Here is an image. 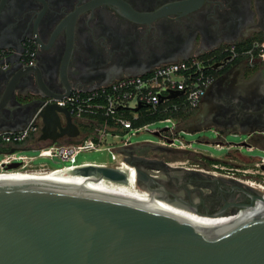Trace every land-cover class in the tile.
Listing matches in <instances>:
<instances>
[{
  "label": "water",
  "instance_id": "1",
  "mask_svg": "<svg viewBox=\"0 0 264 264\" xmlns=\"http://www.w3.org/2000/svg\"><path fill=\"white\" fill-rule=\"evenodd\" d=\"M7 3L0 0V51H6L0 58L2 125L18 130L38 114L44 124L41 140L55 143L65 135L77 137L80 130L71 112L56 102L47 103L71 91L56 92L45 86L25 89L16 83L26 75L42 83L37 66L23 61L25 41L35 39L38 54H55L60 34L72 38L76 13L48 11L34 1L25 4L13 20ZM22 29L29 33L18 40ZM179 93L172 92L171 97ZM229 133L247 135L246 141L235 145L257 147L251 140L255 132L229 127L225 139ZM72 173L128 182L127 171L113 167L90 165ZM138 178L143 185L0 180V264H264V212L210 227L203 215L227 214L202 213L195 203L161 195L164 189L159 186L164 181L140 167ZM259 198L253 195L245 210L253 208Z\"/></svg>",
  "mask_w": 264,
  "mask_h": 264
},
{
  "label": "flooded vegetation",
  "instance_id": "2",
  "mask_svg": "<svg viewBox=\"0 0 264 264\" xmlns=\"http://www.w3.org/2000/svg\"><path fill=\"white\" fill-rule=\"evenodd\" d=\"M34 1L48 11L75 12L72 38L60 34L55 54L37 53L33 65L39 69L42 83L26 75L17 80L18 87L39 90L45 86L56 92L90 90L125 76L141 75L165 62L194 55L218 56L228 46L239 49L244 45L254 54L247 65L251 94L237 106L230 100L234 92L229 81L224 96L216 97L212 117L205 123L222 124L228 129L215 131L219 141L233 127L255 132L254 139L264 146V0H8L5 8L15 20L23 6ZM28 33L27 29L19 31L18 40ZM207 164L200 158L182 170L183 174L161 178V195L195 203L202 213L224 212L227 218L221 219L225 221L264 212L231 215L249 213L240 212L252 202L253 194L229 175L205 174L209 172L202 166Z\"/></svg>",
  "mask_w": 264,
  "mask_h": 264
},
{
  "label": "built area",
  "instance_id": "3",
  "mask_svg": "<svg viewBox=\"0 0 264 264\" xmlns=\"http://www.w3.org/2000/svg\"><path fill=\"white\" fill-rule=\"evenodd\" d=\"M24 45L23 61L33 65L37 58V42L31 38ZM5 55L6 51H0V58ZM241 58L252 62L253 49L247 47L239 50L235 46H228L218 56L194 55L188 59L165 62L141 75L125 76L90 90H77L62 99H48L47 103L56 102L67 108L73 119L93 120V126L88 131L80 132L76 137L79 143H30L28 140L41 129L42 119L38 114L21 129L0 130V174L73 171L93 165L125 170L129 182L143 185L138 178L139 167L158 178L169 170L189 169V160L170 161L156 155H140L139 145L145 143L167 151L201 153L192 149L191 142L183 139L181 113L197 108L216 81L217 74ZM172 92L180 93L171 97ZM147 118L154 120L139 124V121ZM159 123L164 126L153 128ZM145 132L154 134L159 140H134ZM216 143L221 148L225 145L221 141ZM29 150L38 153L31 155L27 152ZM88 152H108L111 160L79 161L80 155ZM38 158H48L62 165L51 167L47 162H42L36 166L34 161ZM13 164L18 166L10 168ZM211 167L208 171L214 175H229L239 186L263 198L257 199L254 207L244 212L264 209V156L255 157L251 164L212 162Z\"/></svg>",
  "mask_w": 264,
  "mask_h": 264
},
{
  "label": "crops",
  "instance_id": "4",
  "mask_svg": "<svg viewBox=\"0 0 264 264\" xmlns=\"http://www.w3.org/2000/svg\"><path fill=\"white\" fill-rule=\"evenodd\" d=\"M248 60L247 59H240L233 64L230 65L229 68H225L224 70L220 71L217 74L216 81L209 89L208 95L205 96L201 102V104L188 112L185 113V115L180 120V128L184 133H193L200 131L204 128H211L216 130H228L224 125L222 124H208L205 123L208 119L212 117L214 102L216 100L217 96H224L227 88V83L229 81H232V91L235 90V93L230 96V100L234 102L237 106H241L243 102H246V100H242L243 98H248L249 94H251V72L248 68ZM62 121L63 125L65 126L67 124V119L64 114H62ZM74 122L78 126L80 132L88 131L93 126V120H78L74 118ZM43 121H41V129L40 132L37 134H33L32 137L28 140L30 143H43L48 144L51 141L49 140H41L42 135V128H43ZM5 126L2 125V121L0 120V130H6L4 128ZM238 131L243 132L247 130H243L241 128L238 129ZM80 134V133H79ZM254 139V138H253ZM252 140L253 144L257 147H260L264 149V146H261L259 142H257L255 139ZM72 140H76V137H70L68 135L63 136L60 139V142L63 143H70ZM224 140V138H223ZM240 147V146H239ZM255 148L251 149L254 150ZM178 152V153H177ZM181 155H177L180 154ZM183 153V154H182ZM196 154V152L192 151H184V150H173V151H167L163 148H160L155 145H148V144H140L139 145V154L140 155H148V156H154L165 158L170 161H177V160H190V156L187 155L186 159L179 158L185 157L186 154ZM197 155H201L203 159L207 160L208 162H216V161H222L223 163H231L230 165H237L239 163H247L251 164L254 162L255 157L247 158L242 156L241 154L236 155H227L222 158H214L211 155L205 154V153H197ZM184 172L181 171H175V170H169L166 172V174L163 175V179L171 178V176L175 175H181Z\"/></svg>",
  "mask_w": 264,
  "mask_h": 264
},
{
  "label": "rangeland",
  "instance_id": "5",
  "mask_svg": "<svg viewBox=\"0 0 264 264\" xmlns=\"http://www.w3.org/2000/svg\"><path fill=\"white\" fill-rule=\"evenodd\" d=\"M163 126L164 124L159 123V124L153 125V128L163 127ZM144 139H152L154 142L159 140L157 136L149 132L140 134L138 138H135L134 140L140 141ZM183 139L185 141H189L192 143V149L200 150L201 152L211 155L214 158H222L230 154L231 155L241 154L242 156L247 157V158H252L255 156H264V149L260 147H256L254 150H250L246 146L239 147L235 145V144H239L241 142L246 141L248 139L246 134H241V135L236 136L233 133H229L226 139L224 141L223 140L221 141L222 143L225 144L222 148L217 146L216 142L219 141V138L216 132L214 131V129H211V128H204L200 131L193 132V133H183ZM230 143L233 144L231 148L228 147ZM27 152L31 155L38 153V152L30 151V150ZM177 155H181V153ZM187 155L190 156V160L187 165L196 163V161H198V159L200 158L203 159V157L201 155H197V153L196 154H193V153L186 154L185 157H181L182 156L181 155L179 158L186 159V157H188ZM105 159L109 161L111 160L110 153L107 152V153L100 154V153L88 152V153H84L80 155L79 157V161L87 160L86 162H91L94 160H105ZM42 162H47L51 167L62 165V163L56 164L51 159H48V158H38L34 161V164L37 166V165H40V163ZM207 165H208L207 167L202 166V168L205 169V171L209 172L210 174L209 173H205V174L211 177H214V175L212 176L213 173L208 171V170H211L212 168L211 162H208ZM162 187H164V185H162Z\"/></svg>",
  "mask_w": 264,
  "mask_h": 264
},
{
  "label": "bare ground",
  "instance_id": "6",
  "mask_svg": "<svg viewBox=\"0 0 264 264\" xmlns=\"http://www.w3.org/2000/svg\"><path fill=\"white\" fill-rule=\"evenodd\" d=\"M159 178H163V176L160 175ZM0 180H38V181H49V182L134 184L131 181L130 182L128 181L126 183H118V182H111L105 179L94 180L92 178H85V177L78 176L72 173V171H67V170H61V171L57 170V171H51V172H18V173H10V174H0ZM252 213L254 212H249V213L237 215V216H248ZM203 216L206 217L208 225L210 227L230 225V224L236 223L239 220L254 217V216H251V217L242 218L236 221H225V220H222L221 218H227L226 216H223V217H214L212 215H203ZM237 216H229V217H237Z\"/></svg>",
  "mask_w": 264,
  "mask_h": 264
},
{
  "label": "trees",
  "instance_id": "7",
  "mask_svg": "<svg viewBox=\"0 0 264 264\" xmlns=\"http://www.w3.org/2000/svg\"><path fill=\"white\" fill-rule=\"evenodd\" d=\"M242 48H245V46L244 45L239 46V49H242ZM184 115H185V112H182L181 113V116L183 117ZM152 120H154V118H147V119H144V120L139 121V124H143V123H146V122H150Z\"/></svg>",
  "mask_w": 264,
  "mask_h": 264
}]
</instances>
